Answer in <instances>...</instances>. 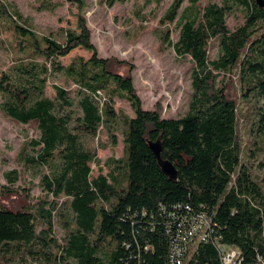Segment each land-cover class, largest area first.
<instances>
[{
	"label": "trees",
	"instance_id": "trees-1",
	"mask_svg": "<svg viewBox=\"0 0 264 264\" xmlns=\"http://www.w3.org/2000/svg\"><path fill=\"white\" fill-rule=\"evenodd\" d=\"M68 1L79 13L77 28L66 29L63 40L40 35L17 8L0 2V16L10 20L19 51L0 75V109L19 123L37 124L39 136L27 139L18 157L26 169L40 171L46 194L9 207L3 200L19 193V174L16 169L6 174L9 183L0 185V253L27 252L38 264L44 257L48 264H173L181 233L205 214L213 226L211 239L195 238L182 264H223L217 241L236 246L242 264H264V187L242 162L238 105L214 72L239 67L246 90L264 97V6L259 0L170 5L162 21L179 16V39L172 45L194 62L193 93L184 117L165 118L159 109H145L134 79L100 56L84 13L87 0ZM43 3L45 10L58 6ZM233 9L243 10L244 20L231 30L226 17ZM164 36L171 43L168 32ZM216 38L220 53L211 61L209 46ZM78 48L92 56L64 65L61 59ZM60 76L77 85L75 98L59 84L54 98L47 95L50 79ZM116 98L131 101L135 116L118 111ZM262 111L258 134L264 139ZM102 128L114 144L122 129L125 157L109 158L108 173L99 168L94 175L92 163L100 161L91 141ZM157 140L177 179L163 171L150 148L149 141ZM57 219L67 228L65 243L53 235Z\"/></svg>",
	"mask_w": 264,
	"mask_h": 264
},
{
	"label": "rangeland",
	"instance_id": "rangeland-1",
	"mask_svg": "<svg viewBox=\"0 0 264 264\" xmlns=\"http://www.w3.org/2000/svg\"><path fill=\"white\" fill-rule=\"evenodd\" d=\"M48 1L58 5L57 8L45 10L44 0H0L1 3L17 8L28 19V24L40 35H53L63 40L66 29L77 28L79 10L68 0ZM174 1L127 0L111 6L107 0H87L84 11L92 32V40L100 56L112 61L115 72L134 79L137 93L145 109H159L165 118L184 117L190 110L193 93L194 62L190 56L179 55L172 45L179 39L180 28L177 25L179 16L172 23L162 21ZM223 1L200 0L199 4L203 7L208 4L223 5ZM190 4L191 0H182L181 9ZM243 20L244 12L240 9H233L226 17V23L231 30L240 26ZM20 23L23 24L21 21ZM166 32L171 43L164 38ZM17 38L10 20L0 16V75L9 70L19 54ZM219 53L220 40L216 38L210 43L209 59L211 61L217 59ZM79 56L89 59L92 52L78 48L61 61L68 65ZM214 72L218 76V85L226 87L225 94L238 105L242 162L250 168L253 177L264 187V139L258 134V121L260 113L264 110V97L246 90L239 67L231 72ZM54 84L63 86L71 91L72 97H76L77 85L64 76L50 79L47 86L49 97L54 98L56 95ZM115 108L131 117L135 116L133 104L126 98H116ZM38 136L39 130L35 122L24 125L6 116L0 109V185L9 183L6 175L8 172L16 169L19 174V180L16 182L19 193L3 200L9 207L18 208L28 200L34 203L40 197H46L40 171L26 169L18 157L27 139ZM116 137L117 143L114 144L108 129L102 128L99 137L91 141L100 161L99 164L92 163L94 175L99 173V168L108 173L106 162L109 158L125 157L122 129L116 132ZM65 199L66 197L62 196L59 203H63ZM53 235L59 243H65L67 228L58 219ZM54 251L57 252V248ZM1 260L7 261L8 264H38L40 259H33L27 252L20 254L11 252L7 253L6 257L0 253ZM42 261L48 264L45 257Z\"/></svg>",
	"mask_w": 264,
	"mask_h": 264
},
{
	"label": "built area",
	"instance_id": "built-area-1",
	"mask_svg": "<svg viewBox=\"0 0 264 264\" xmlns=\"http://www.w3.org/2000/svg\"><path fill=\"white\" fill-rule=\"evenodd\" d=\"M211 219L207 215H199L191 223L189 228H186L181 233V243L174 247L171 261L173 264H182L186 249L192 244V241L197 238L200 241L211 239L212 230ZM211 232V234H210ZM217 246L221 255L223 264H242L241 252L236 246L223 245L217 241Z\"/></svg>",
	"mask_w": 264,
	"mask_h": 264
},
{
	"label": "water",
	"instance_id": "water-1",
	"mask_svg": "<svg viewBox=\"0 0 264 264\" xmlns=\"http://www.w3.org/2000/svg\"><path fill=\"white\" fill-rule=\"evenodd\" d=\"M260 5L263 7L264 2L259 0ZM150 148L153 150L154 154L156 155L159 165L163 169V171L172 179H177L178 172L174 164L166 159L162 158V151H163V145L161 140L157 141H149Z\"/></svg>",
	"mask_w": 264,
	"mask_h": 264
}]
</instances>
